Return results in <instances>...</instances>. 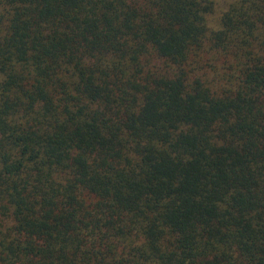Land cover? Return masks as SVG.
Wrapping results in <instances>:
<instances>
[{
	"label": "trees",
	"instance_id": "trees-1",
	"mask_svg": "<svg viewBox=\"0 0 264 264\" xmlns=\"http://www.w3.org/2000/svg\"><path fill=\"white\" fill-rule=\"evenodd\" d=\"M0 264H264V0H0Z\"/></svg>",
	"mask_w": 264,
	"mask_h": 264
}]
</instances>
